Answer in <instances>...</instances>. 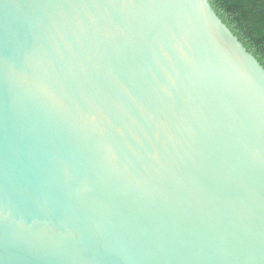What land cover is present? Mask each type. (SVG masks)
<instances>
[{
    "label": "water",
    "instance_id": "1",
    "mask_svg": "<svg viewBox=\"0 0 264 264\" xmlns=\"http://www.w3.org/2000/svg\"><path fill=\"white\" fill-rule=\"evenodd\" d=\"M0 264H264V66L209 0H0Z\"/></svg>",
    "mask_w": 264,
    "mask_h": 264
},
{
    "label": "trees",
    "instance_id": "2",
    "mask_svg": "<svg viewBox=\"0 0 264 264\" xmlns=\"http://www.w3.org/2000/svg\"><path fill=\"white\" fill-rule=\"evenodd\" d=\"M219 17L264 66V0H209Z\"/></svg>",
    "mask_w": 264,
    "mask_h": 264
}]
</instances>
